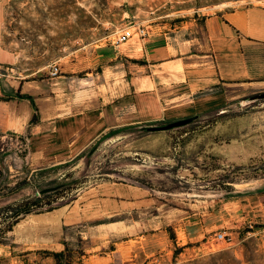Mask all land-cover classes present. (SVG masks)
Returning <instances> with one entry per match:
<instances>
[{
  "label": "crops",
  "instance_id": "0c3cea01",
  "mask_svg": "<svg viewBox=\"0 0 264 264\" xmlns=\"http://www.w3.org/2000/svg\"><path fill=\"white\" fill-rule=\"evenodd\" d=\"M14 1L0 0V145L9 147L0 151V187L29 177L32 183L0 197L4 202L12 196L18 200L20 191L32 195L27 192L39 172L53 174L57 165L109 131L120 129L113 134L120 138L122 129L204 115L264 89V0H234L198 22L171 25L164 20L147 26L143 38L86 42L62 55H49L44 45L37 47L13 26L9 11ZM52 63L58 67L54 76L49 75ZM149 204L148 185L100 181L66 204L19 218L7 242L0 243V263L11 264L17 249L62 250L67 230L78 221L115 217L107 224L122 235L124 223L117 216L125 206L136 213ZM243 222L264 224V190L185 218L169 238L186 252L189 245L202 247L216 231L235 233ZM79 244L80 261L136 264L148 256L137 238L116 241L108 250ZM168 251L174 255L179 249ZM71 253L75 256L74 248Z\"/></svg>",
  "mask_w": 264,
  "mask_h": 264
},
{
  "label": "rangeland",
  "instance_id": "374dc122",
  "mask_svg": "<svg viewBox=\"0 0 264 264\" xmlns=\"http://www.w3.org/2000/svg\"><path fill=\"white\" fill-rule=\"evenodd\" d=\"M233 1L15 0L9 16L31 43L44 45L49 55H62L86 42L114 39L117 30L132 23L147 27L164 20L171 25L198 22ZM241 98L204 114L220 112L212 120L197 119L169 130L146 129L139 136L125 131L120 138L99 137L83 155L59 164L53 174L40 175L37 182L43 188L75 177L79 180L77 187L57 195L51 203H68L106 179L136 180L151 188V204L140 205L136 213L125 206L117 216L124 223L122 235L107 224L115 217L83 220L69 227L68 242L76 243V248L85 242L108 250L116 241L137 238L148 256L142 261L143 255L136 264H264V224L243 222L235 233L226 231L231 242L213 240L212 235L202 247L189 245L186 252L169 238L171 233L175 235L174 226L185 218L218 209L238 195L264 190V99L240 106ZM153 125L159 124L145 127ZM84 167L87 171L78 177ZM39 189L36 184L27 193ZM25 193L20 191L16 196L24 198ZM13 197L5 202L1 199L0 205L14 202ZM154 232L157 234L151 237ZM172 248L179 249L175 256L168 251ZM81 259L76 263L111 264ZM12 260L11 264H55L52 257L39 251L19 249L13 252Z\"/></svg>",
  "mask_w": 264,
  "mask_h": 264
},
{
  "label": "trees",
  "instance_id": "16d2710c",
  "mask_svg": "<svg viewBox=\"0 0 264 264\" xmlns=\"http://www.w3.org/2000/svg\"><path fill=\"white\" fill-rule=\"evenodd\" d=\"M219 114L220 112H217V113L213 112V114H210V116L196 115L195 119H193L192 122L194 120L196 121L197 119L202 120V121L212 120L213 117H217L219 116ZM122 130L123 132L128 130L131 136H139L141 133H143L146 130V127L136 126V127H133L132 129H125V130L122 129ZM119 131L120 129L109 131L108 133L105 134V137L116 134ZM83 153H84V150L81 153H79L77 156H75L73 159L77 158L78 156H81L80 154L83 155ZM60 166L61 165H57L53 170H56ZM86 171H87L86 167L82 168L80 170L78 177L83 176ZM46 174L49 175L51 174V172L47 170L41 171L38 173V177L42 175L39 177V178H42ZM78 181H79L78 178L75 177L74 179L70 181H65V182L52 185V186H55L54 189L43 192L41 194H38V195L32 194L28 197L20 198L12 203H6L3 205H0V243L4 244L7 242L6 240L7 233L11 230L12 225L25 214L45 212V211H49L53 208H56V207H59L65 204L67 201L61 200L60 202H56V203H51V202H54L57 195L63 194L64 192L69 191L71 188L77 187ZM31 183H32V177L31 178L29 177L27 180L23 179L20 182L16 183L13 187H8L4 190H1V187H0V190H1L0 197L6 196L7 194L11 193L14 189L18 187H23ZM36 184L38 185V188H43L39 186L38 182L35 181V185ZM75 245L76 243L70 241V242L64 243L63 249L60 251L40 250L39 252L52 257L55 261V264H71L70 263L71 260L74 264H77L76 263L77 259L82 254V251L80 250V247H78L79 243H78L77 248L73 247ZM73 248L75 249V256H73L71 253V249Z\"/></svg>",
  "mask_w": 264,
  "mask_h": 264
},
{
  "label": "built area",
  "instance_id": "2783aa9c",
  "mask_svg": "<svg viewBox=\"0 0 264 264\" xmlns=\"http://www.w3.org/2000/svg\"><path fill=\"white\" fill-rule=\"evenodd\" d=\"M146 27L137 24V23H132L130 25H126L123 26L122 28H120L119 30H117L115 32V36H114V40L116 42H123L133 36L137 37V38H143L146 35ZM58 73V67L56 65V63H52L49 66V75L54 76ZM2 139L5 140H10V137L7 135H4L2 137ZM8 144H4L1 143L0 145V151H3L5 149H8ZM213 240L216 241H223V242H231V236L228 232L224 231V230H219L216 231L213 234Z\"/></svg>",
  "mask_w": 264,
  "mask_h": 264
},
{
  "label": "water",
  "instance_id": "95a60500",
  "mask_svg": "<svg viewBox=\"0 0 264 264\" xmlns=\"http://www.w3.org/2000/svg\"><path fill=\"white\" fill-rule=\"evenodd\" d=\"M264 99V91H259L250 95H247L243 98H241L238 103L240 106H245V105H249L251 103L260 101ZM196 115H192V116H188V117H184V118H180V119H176L174 121H170V122H166L163 124H159V125H153V126H149L146 127L147 130L150 131H154V130H167V129H171V128H175V127H179V126H183L185 124L190 123L193 119H195ZM55 186H51V187H44L41 188L37 191L34 192L35 195L41 194L43 192L49 191L51 189H54Z\"/></svg>",
  "mask_w": 264,
  "mask_h": 264
}]
</instances>
